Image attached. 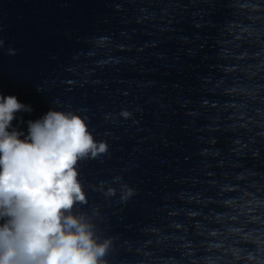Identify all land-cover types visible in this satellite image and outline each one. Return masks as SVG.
I'll use <instances>...</instances> for the list:
<instances>
[{"label":"water","instance_id":"1","mask_svg":"<svg viewBox=\"0 0 264 264\" xmlns=\"http://www.w3.org/2000/svg\"><path fill=\"white\" fill-rule=\"evenodd\" d=\"M0 41V95L32 108L8 131L24 139L28 121L73 111L108 144L79 162L88 204L74 210H96L110 264H198L237 195L221 186L264 200V14L225 0H0Z\"/></svg>","mask_w":264,"mask_h":264},{"label":"clouds","instance_id":"2","mask_svg":"<svg viewBox=\"0 0 264 264\" xmlns=\"http://www.w3.org/2000/svg\"><path fill=\"white\" fill-rule=\"evenodd\" d=\"M225 2L264 14V0ZM226 30L231 34V26ZM225 43L217 42L221 61L229 55ZM9 54H14L11 49ZM225 94L231 95L230 90ZM20 111L32 108L15 96L0 95V264H110L113 240L98 234L96 210L91 215L74 210L88 204L78 178L79 162L106 154L108 144L95 140L86 117L56 109L28 121V133L20 139L23 133L8 131ZM98 190L103 191V184ZM225 190L237 193L224 200L231 210L229 222L208 231L198 264H264V200L238 185L221 186ZM104 194L114 196L115 189ZM133 194L132 188L122 186L121 200Z\"/></svg>","mask_w":264,"mask_h":264}]
</instances>
